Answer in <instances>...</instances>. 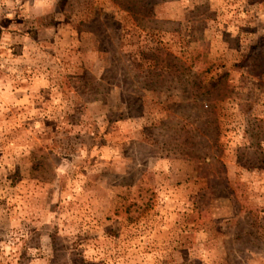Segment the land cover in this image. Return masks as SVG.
I'll list each match as a JSON object with an SVG mask.
<instances>
[{
	"label": "rangeland",
	"instance_id": "1",
	"mask_svg": "<svg viewBox=\"0 0 264 264\" xmlns=\"http://www.w3.org/2000/svg\"><path fill=\"white\" fill-rule=\"evenodd\" d=\"M0 264H264V0H0Z\"/></svg>",
	"mask_w": 264,
	"mask_h": 264
}]
</instances>
